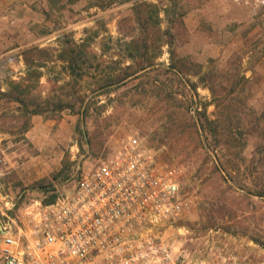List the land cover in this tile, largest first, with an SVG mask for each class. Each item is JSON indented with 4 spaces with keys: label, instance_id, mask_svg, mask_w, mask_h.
<instances>
[{
    "label": "rangeland",
    "instance_id": "rangeland-1",
    "mask_svg": "<svg viewBox=\"0 0 264 264\" xmlns=\"http://www.w3.org/2000/svg\"><path fill=\"white\" fill-rule=\"evenodd\" d=\"M141 1L155 6L139 11L133 0H0V212L9 197L67 195L79 169L136 135L176 168L192 203L160 233L184 264H264V152H255L264 139V7ZM132 37L145 38V63L155 58L169 65L170 46L156 49L168 42L175 60L197 64L205 82L152 69L110 82L140 63L138 55L128 56L138 54ZM82 40L85 63L74 75L60 54ZM155 79L159 90L150 88ZM15 85L33 114L14 100ZM174 139L187 150L174 151ZM220 142L230 145L215 148ZM217 160L228 168L226 181Z\"/></svg>",
    "mask_w": 264,
    "mask_h": 264
},
{
    "label": "built area",
    "instance_id": "built-area-1",
    "mask_svg": "<svg viewBox=\"0 0 264 264\" xmlns=\"http://www.w3.org/2000/svg\"><path fill=\"white\" fill-rule=\"evenodd\" d=\"M235 1L264 7V0ZM120 142L79 169L67 195L6 200L0 264H184L160 235L192 207L176 168L136 135Z\"/></svg>",
    "mask_w": 264,
    "mask_h": 264
},
{
    "label": "trees",
    "instance_id": "trees-1",
    "mask_svg": "<svg viewBox=\"0 0 264 264\" xmlns=\"http://www.w3.org/2000/svg\"><path fill=\"white\" fill-rule=\"evenodd\" d=\"M124 1H132V0H124ZM134 1V10H139L141 9V7H148V8H153L155 5L152 4V3H148V2H145V1H141V0H133ZM158 20H159V24L161 23V17L160 15L158 14ZM169 30H164L163 31V34L166 35V34H170L168 32ZM86 41L85 40H82L81 43H76L73 44V46H71L70 48H68L67 50L63 51L61 54H60V58L65 61V62H68V65H69V69L70 71L72 72V74L74 75H81V72L82 71V65L81 63H85V61H82L81 59L83 58V56H85V51H84V48L86 46ZM131 43L135 44V52H138L137 53H130V55H128L130 58H135L137 57V55L140 57V63L137 65L136 68L132 69L131 70V65H128L125 69H122V75H119L116 79L114 80H111L110 82H115V83H123L125 81H127L129 78L131 77H137V76H141L142 73H145L146 71H148V69H152V71H154L155 73H157L156 75H160L163 71L164 72H168V73H172L173 75H176L178 77H181L184 79V77L191 73V74H194V75H197L199 77V81L202 83V82H205V77L204 75L202 76L201 75V69L200 67L195 64V63H191V62H188L186 60H183V59H179V60H175L174 58V49L173 47H171V44L168 43V42H163L162 44H160L159 46L156 47L157 50H159V53L162 52V49L164 47V45H169L170 46V49H169V53L171 55V61H170V64L165 66L164 64L162 63H158L155 58L153 59H148V61H146L147 63H145V58L146 55L148 54V51H149V46L145 40V38H141V40H135L134 37H132ZM144 42V43H143ZM35 51L39 52V53H42V52H45L44 49H39V48H35L34 49ZM156 58H157V55H156ZM134 60V59H133ZM27 62H28V57H27ZM89 62V61H88ZM188 64V65H187ZM198 66V67H197ZM159 84V81L158 79H155V81H153L152 85H151V89L152 90H159L160 89V85L158 86ZM198 87V84L197 83H192L191 84V88L193 90H196ZM16 89V96H13L14 100H19L21 101V103L25 104L26 106V103L23 99H21V91L19 89V87H17L15 85L14 87ZM223 101L227 100V96L223 97ZM81 99L77 98L76 101H79ZM83 101V99L81 100ZM60 105V104H59ZM71 107H73V105H70ZM74 108V107H73ZM165 110H168V107H164ZM24 113L26 114H33L34 111L29 109V107L26 106V108L24 109ZM86 113V109H83L81 111V114H85ZM256 127V129L254 128V130L257 132L258 131V128L256 125H254ZM174 127H171L169 128V130H173ZM198 126L196 124L192 125V127L190 126V132L194 135L195 133H198ZM227 129V128H226ZM263 131H264V126H263ZM225 133H223L222 135L226 134L227 135V131H223ZM230 131H228V134H229ZM263 136H264V132L261 133ZM193 140H196V139H193ZM192 140V141H193ZM230 143L228 142H223V143H219L218 145L215 146V148H217V146H222V150H226L227 149V146H229ZM171 147L173 148L174 151H177V150H180L182 152H185L188 148V146H185L182 144V142L180 141V139H174L172 142H171ZM255 152L256 153H259V152H264V139H261L260 141H258L256 144H255ZM190 153L188 152V157L190 158ZM226 155V153L224 154ZM223 155V156H224ZM192 162V161H191ZM215 166V169L220 171L221 173V180L223 181H226L227 180V175L228 173H226V170L228 169L226 167V165L224 163H219V161L217 160V164L214 165ZM225 168V169H224ZM209 186H211V184H209ZM259 196L260 197H263L264 198V187H262V189H260L259 191Z\"/></svg>",
    "mask_w": 264,
    "mask_h": 264
},
{
    "label": "water",
    "instance_id": "water-1",
    "mask_svg": "<svg viewBox=\"0 0 264 264\" xmlns=\"http://www.w3.org/2000/svg\"><path fill=\"white\" fill-rule=\"evenodd\" d=\"M2 232H3V226H2V223L0 221V233H2Z\"/></svg>",
    "mask_w": 264,
    "mask_h": 264
}]
</instances>
